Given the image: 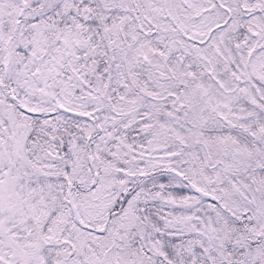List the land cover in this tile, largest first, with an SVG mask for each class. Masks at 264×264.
Masks as SVG:
<instances>
[{
	"label": "snow or ice",
	"instance_id": "6c2138e0",
	"mask_svg": "<svg viewBox=\"0 0 264 264\" xmlns=\"http://www.w3.org/2000/svg\"><path fill=\"white\" fill-rule=\"evenodd\" d=\"M0 264H264V0H0Z\"/></svg>",
	"mask_w": 264,
	"mask_h": 264
}]
</instances>
